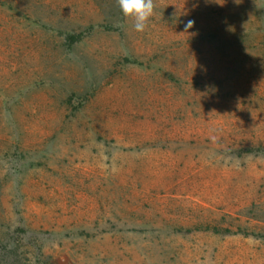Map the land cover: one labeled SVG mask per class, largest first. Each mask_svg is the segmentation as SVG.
<instances>
[{"label": "rangeland", "instance_id": "374dc122", "mask_svg": "<svg viewBox=\"0 0 264 264\" xmlns=\"http://www.w3.org/2000/svg\"><path fill=\"white\" fill-rule=\"evenodd\" d=\"M154 3L0 0V264H264V0Z\"/></svg>", "mask_w": 264, "mask_h": 264}, {"label": "clouds", "instance_id": "9594fccd", "mask_svg": "<svg viewBox=\"0 0 264 264\" xmlns=\"http://www.w3.org/2000/svg\"><path fill=\"white\" fill-rule=\"evenodd\" d=\"M117 4L123 17L132 20L133 30L140 33L147 29L156 9L154 0H117ZM194 24V20H188L184 26V33H188Z\"/></svg>", "mask_w": 264, "mask_h": 264}, {"label": "trees", "instance_id": "16d2710c", "mask_svg": "<svg viewBox=\"0 0 264 264\" xmlns=\"http://www.w3.org/2000/svg\"><path fill=\"white\" fill-rule=\"evenodd\" d=\"M83 34H71L66 37L67 45H73L81 41ZM205 231H213L216 234H220L221 230H219L216 226H205L203 228ZM226 233H231L232 231L230 229L224 230Z\"/></svg>", "mask_w": 264, "mask_h": 264}]
</instances>
